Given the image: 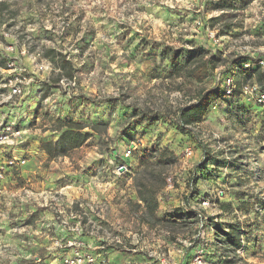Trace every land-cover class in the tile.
Here are the masks:
<instances>
[{
	"label": "rangeland",
	"instance_id": "1",
	"mask_svg": "<svg viewBox=\"0 0 264 264\" xmlns=\"http://www.w3.org/2000/svg\"><path fill=\"white\" fill-rule=\"evenodd\" d=\"M165 47L203 48L217 67L200 84H181L164 72L155 79L156 66L170 67ZM49 49L73 61L72 79L59 76L45 57ZM244 57L264 58V0H0V108L28 128L17 156L23 149L37 153H27L24 171L0 193V264H68L77 235L70 230L71 203L84 236L99 238L84 251L102 253L107 262V253L117 251L121 264H160V256L192 264L193 255L226 264L231 254L215 244L214 232L240 223L252 241L243 238L245 252L230 258L264 264V120L241 96V84L260 83L257 74L234 69ZM8 60L31 79L10 104L1 103L14 73ZM233 71L237 95L213 104L191 133L176 129L179 108L202 89H223ZM142 113L156 118L137 124ZM70 122L92 136L51 160L41 143L56 142L62 123ZM156 149L176 159L161 168L157 213L174 225L150 227L128 203L148 176L145 155ZM9 152H0V167ZM43 183L46 191L35 198L32 184ZM244 194L257 203L250 212L239 210ZM219 202L232 203V211Z\"/></svg>",
	"mask_w": 264,
	"mask_h": 264
},
{
	"label": "trees",
	"instance_id": "2",
	"mask_svg": "<svg viewBox=\"0 0 264 264\" xmlns=\"http://www.w3.org/2000/svg\"><path fill=\"white\" fill-rule=\"evenodd\" d=\"M161 55L169 63L170 67L156 66L151 72L153 78H159L161 73H165L166 78L179 79L182 78L183 83L195 84L205 82L210 75L214 72L217 65V59L215 56H209L208 51L203 48L192 49L189 52L183 50H175L173 48L165 47ZM45 57L49 58L55 67L60 69V77H67L72 79L77 71L73 65V61L68 59L67 55L62 52H58L56 49H49L45 52ZM251 62L256 63V60L244 57L237 61L238 66H234L236 70H242L245 74L256 75V79L260 81V85L264 87V73L262 68L254 66L247 69L245 68V63ZM0 64L1 61H0ZM232 74H236L233 71ZM244 84H241V87ZM237 88L234 91V95H237ZM46 96V95H45ZM228 97L225 96V92L221 87L206 88L200 90L194 101L180 107L178 110V117L175 120L176 129L182 133H191V128H194L201 124L207 115L209 108L217 103L221 99ZM156 118L152 115L142 113L140 115L137 124H141L146 119ZM86 126L78 124L75 122L62 123L59 130V138L55 141H48L41 143V149L48 157L56 159L59 157L68 156V154L76 149L84 146L88 140L91 138L92 134L90 132H85ZM175 158L172 153L167 149L154 150L153 152H148L144 158V172H148V176L138 182L137 197L135 201H129L128 208L133 213H140V222L147 224L150 227L156 226L158 224L174 225V221L168 218H160L157 213L159 210V194L164 190L165 179L163 176V171L161 168L163 166L172 164L175 162ZM150 170V171H149ZM198 174L195 173V176ZM195 181V178L192 179ZM199 194V193H198ZM247 195H243L239 201L240 211L250 212L252 208L257 207V203L254 201L246 200ZM254 202V203H253ZM220 207L226 211H232V203H220ZM179 210L177 212H181ZM215 226V225H214ZM218 226V224H217ZM218 232H214L215 244L220 243L223 248L227 250L229 254L238 255L237 250L242 247V238H247L248 242H251V236L248 231L243 229L240 223L226 224L224 227L220 226ZM222 230V231H221ZM227 254L224 262L226 264H234V260Z\"/></svg>",
	"mask_w": 264,
	"mask_h": 264
},
{
	"label": "built area",
	"instance_id": "3",
	"mask_svg": "<svg viewBox=\"0 0 264 264\" xmlns=\"http://www.w3.org/2000/svg\"><path fill=\"white\" fill-rule=\"evenodd\" d=\"M210 37L214 38V34L210 33ZM13 50V48L11 47ZM245 68L249 69L253 67L254 63L247 62L244 64ZM254 66H258V68H264V58L258 59ZM7 71L14 72L7 77L6 87L7 93L6 96L2 99L1 103H12L14 99L21 98L24 96V82L30 83V77L26 76V69L21 68L18 69L17 61L8 60L7 61ZM235 74L230 75L225 78L223 86V90L225 92L226 97H231L234 94L236 89V78ZM41 87L38 86L40 90L38 92V97L41 96ZM241 96L247 101H251L254 103L256 107H258L259 116L264 120V87L257 83L254 84H244L242 86V94ZM4 110V109H3ZM20 119L10 113H6V111H2L0 108V152L2 150L10 151L8 156L5 158V163L0 167V193H3L7 190L6 183H8V179L15 176V172L20 175L24 171V168L28 165V156L27 153H31V150L23 149V155L20 157L17 156V150H20V145L26 142V134L28 128H26L23 124L24 121H19ZM190 151L188 152V154ZM170 184V179L168 180ZM171 186V185H170ZM74 203H71V209L69 216L74 220L72 223V227L70 230L72 233L77 234L74 238V242H70L72 247H75L74 258H71L67 261L68 264H110L105 259H97L96 255L92 252L84 251V243L82 242V237L84 236V230L81 225L80 215L77 212H74L72 209ZM202 205L208 206L209 201L204 200ZM237 212V211H236ZM202 215L199 213V217ZM4 228V227H3ZM2 227L0 229L3 230ZM65 228V226H64ZM244 229V228H243ZM243 242V238H242ZM244 251V246L237 250V254H241ZM158 261L160 264H180L174 259H167L163 256L158 257ZM192 264H205L204 259L201 255H193ZM207 262V261H206Z\"/></svg>",
	"mask_w": 264,
	"mask_h": 264
},
{
	"label": "crops",
	"instance_id": "4",
	"mask_svg": "<svg viewBox=\"0 0 264 264\" xmlns=\"http://www.w3.org/2000/svg\"><path fill=\"white\" fill-rule=\"evenodd\" d=\"M33 148L35 149V147L33 146ZM32 152H31V154H37L36 153V151H33V149L31 150ZM24 175H25V173H24ZM32 188H33V193H32V195H34L35 196V198L39 195H41V194H43L46 190H45V187H44V183L42 184V185H40V184H32V186H31ZM18 192V191H17ZM3 228V227H2ZM4 230V229H3ZM57 231L58 232H56V233H59L60 232V229L58 228L57 229ZM86 239H87V241H86ZM99 239V238H98ZM96 237H94V236H84V237H82V242H84V247H86V246H89V247H91L93 244H92V242L93 241H96V240H98ZM90 252V251H89ZM117 252V251H116ZM107 253L108 255H110V259H109V263L110 264H121V262H120V260H119V257H118V255H117V253ZM93 254H95L96 255V258L97 259H102V253H93ZM124 261V260H123Z\"/></svg>",
	"mask_w": 264,
	"mask_h": 264
},
{
	"label": "water",
	"instance_id": "5",
	"mask_svg": "<svg viewBox=\"0 0 264 264\" xmlns=\"http://www.w3.org/2000/svg\"><path fill=\"white\" fill-rule=\"evenodd\" d=\"M121 171H123V168H121Z\"/></svg>",
	"mask_w": 264,
	"mask_h": 264
}]
</instances>
